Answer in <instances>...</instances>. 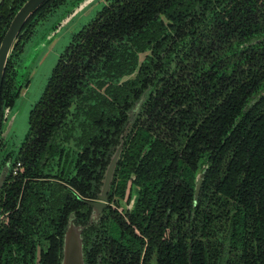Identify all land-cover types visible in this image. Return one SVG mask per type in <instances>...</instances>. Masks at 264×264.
Segmentation results:
<instances>
[{"label": "trees", "instance_id": "1", "mask_svg": "<svg viewBox=\"0 0 264 264\" xmlns=\"http://www.w3.org/2000/svg\"><path fill=\"white\" fill-rule=\"evenodd\" d=\"M24 1L0 0V41ZM75 1L29 18L2 95L33 23ZM142 97L108 194L120 206L131 184L135 201L84 231L85 264H264V0H106L29 112L0 189V264H60Z\"/></svg>", "mask_w": 264, "mask_h": 264}, {"label": "rangeland", "instance_id": "2", "mask_svg": "<svg viewBox=\"0 0 264 264\" xmlns=\"http://www.w3.org/2000/svg\"><path fill=\"white\" fill-rule=\"evenodd\" d=\"M105 0H95L82 13L78 14L70 23L62 28L52 43L43 41L46 30L65 12L68 7L65 4L48 12L45 17L33 26L30 33L23 39L22 51L14 58V62L21 57L23 66L20 69V76L17 83L21 85L26 74L31 71L29 84L21 89L20 95L16 98L15 103L10 111V117L16 118L11 129L6 133V148L17 151L29 127L28 116L33 105L40 98L46 82L54 68L59 54L63 51L73 33L77 32L84 24L88 23L102 7ZM16 81H14V84ZM25 89L26 94H21ZM5 113V112H4ZM6 127V126H5ZM2 129V127H1ZM134 194L127 201H121L118 211L131 205ZM109 203V202H108ZM113 205V203H111Z\"/></svg>", "mask_w": 264, "mask_h": 264}, {"label": "water", "instance_id": "3", "mask_svg": "<svg viewBox=\"0 0 264 264\" xmlns=\"http://www.w3.org/2000/svg\"><path fill=\"white\" fill-rule=\"evenodd\" d=\"M46 1L48 0H25L22 3V5L17 9V11L13 15L12 19L10 20L8 26L4 31V34L0 41V97H1V88H2L6 65L10 57V54L14 48V45L18 40V36L22 34L24 25L27 22V20ZM94 1L95 0H77L72 5H69L66 8L67 9L66 12L61 17H59V19L49 29L43 41H47L49 44L52 43L55 40L57 34L62 30V28L67 26L72 19H74L78 14L82 13L83 10L87 8ZM135 73L136 72L133 73L132 77L135 76ZM21 94H26L25 89ZM9 113L10 112L8 111V109H6L5 116L6 118L8 117V121L6 123L5 131H4L5 135L11 129L15 118L14 116L9 117L8 116ZM121 147H122V140H120L119 144L115 148V151L110 156L109 162L103 174L102 185L100 188V192L97 195V200L92 202L86 201V204L92 206L89 224H91L93 221L99 220L103 209L106 207L107 192L109 190L111 180L113 178L115 167L117 165V161L121 152ZM203 177H204L203 172L198 173L196 176L197 183L195 185L194 201H196L198 198ZM2 180H4V175L0 177V186ZM134 201H135V195H134V199H132L131 201V205L128 206V208L132 207ZM86 226L87 225L83 226L80 224H76L74 221L73 214L70 215L67 228L63 235L60 264H85L83 229Z\"/></svg>", "mask_w": 264, "mask_h": 264}, {"label": "flooded vegetation", "instance_id": "4", "mask_svg": "<svg viewBox=\"0 0 264 264\" xmlns=\"http://www.w3.org/2000/svg\"><path fill=\"white\" fill-rule=\"evenodd\" d=\"M105 2H106V0H105ZM67 6V5H66ZM66 10L67 9H65V12H66ZM64 12V13H65ZM63 13V14H64ZM62 14V15H63ZM43 16H39V18H38V20H36L34 23H33V25L31 26V28L33 27V26H36V24L40 21L39 19H41ZM45 17V16H44ZM59 19V18H58ZM58 19H55L54 20V23L58 20ZM29 20V19H28ZM27 20V21H28ZM27 23V22H26ZM25 23V24H26ZM54 23H52L50 26H49V28L46 30V34H47V32L49 31V29L53 26V24ZM31 28H30V30H31ZM52 31H54V30H52ZM74 34V33H73ZM72 34V35H73ZM21 59V57H18V59L14 62V64H13V67H15V72H14V77L16 78L15 79V81L16 80H18V77L20 76L19 74H20V69L22 68V66H23V63H22V61L23 60H20ZM53 70V69H52ZM30 74H31V71H29L27 74H26V76H25V78L23 79V80H21L22 82H21V85L20 86H18V85H15L14 84V82H12V85H11V88H9V91L8 90H6V92H7V95H6V93H3V95L1 94V99H0V177L2 176V175H4V180H2V183H1V186H0V189H1V187L3 186V184H4V182H5V180H6V178H7V176H8V174H9V171H10V168L12 167V164H13V162H14V160H15V156H16V153H17V151H13V150H8L7 151V148H6V139H5V137H6V135L4 134V131H5V126H6V123H7V121H8V117L6 118V114L4 113L5 112V110L6 109H8V111L10 112L11 111V108L13 107V105H14V103H15V100H16V98L20 95V93H19V95H17V97L15 98V97H13V95L15 94V92L16 91H18L19 90V88H20V90H19V92H21V89H23L24 88V86L26 87L28 84H29V80H30ZM132 75H133V73L129 76V77H127L128 79L129 78H134V77H132ZM4 79V78H3ZM18 86V87H17ZM2 89V88H1ZM14 99V100H13ZM12 101H13V103H12ZM142 101H143V97L141 98V99H139L136 103H135V106L132 108V110H131V112L129 113V120H128V122L126 123V125L124 126V129H123V131H122V133L120 134V136H119V142H120V140H122V147H121V152H122V148H123V143H124V139H125V137H126V135L128 134V132H129V130H130V128H131V125H132V123H133V120L135 119V116H136V113L139 111V109H140V106H141V103H142ZM8 116L10 117V113L8 114ZM131 116H132V118H131ZM16 118V117H15ZM14 121H15V119H14ZM13 121V122H14ZM13 126V125H12ZM1 127H2V129H1ZM128 127V128H127ZM125 130H126V132H125ZM124 132H125V134H124ZM21 144V143H20ZM119 144V143H118ZM117 144V145H118ZM116 145V146H117ZM20 146V145H19ZM116 146H115V148H116ZM115 148H114V150H113V152L115 151ZM113 152H112V154H113ZM121 152H120V155H121ZM111 154V155H112ZM110 155V156H111ZM120 155H119V158H120ZM118 158V159H119ZM109 159H110V157H109ZM109 162V161H108ZM118 162V161H117ZM108 164V163H107ZM107 166V165H106ZM13 169V168H12ZM105 171V170H104ZM113 176H114V174H113ZM103 179V178H102ZM112 180H113V178H112ZM112 180H111V182H112ZM101 185H102V183H101ZM101 185H100V187H99V190H98V192H97V194H96V197L95 198H92V199H88V200H86V201H90V202H92V201H96L97 200V195H98V193L100 192V188H101ZM110 187H111V184H110ZM110 187H109V190H110ZM109 190H108V192H107V201H106V207L103 209V211H102V213H101V216H100V219L99 220H97V221H93L91 224H89V219H90V214H91V210H92V206H90V205H88V204H86L88 207H89V217H88V219H87V222L84 224V225H87L84 229H83V233H84V231L86 230V229H88L90 226H92L93 224H96V223H98L100 220H101V218H102V216H103V214L105 213V211L108 209V205L110 204L112 207H116L115 206V204H111V203H108L109 202V196H108V194H109ZM132 186H131V184H129V185H127V188H126V193H125V199H123V201L125 200V201H127L128 200V198H130V196L132 195V193H133V191L134 190H132ZM86 201H85V203H86ZM116 208H118V206L116 207ZM126 209H131V208H128V207H126ZM89 224V225H88ZM81 225V224H80ZM83 225V226H84Z\"/></svg>", "mask_w": 264, "mask_h": 264}, {"label": "built area", "instance_id": "5", "mask_svg": "<svg viewBox=\"0 0 264 264\" xmlns=\"http://www.w3.org/2000/svg\"><path fill=\"white\" fill-rule=\"evenodd\" d=\"M19 167H20V163L18 162V163H16V165L13 167V169H12V173H13V174H16L17 171H18V169H19Z\"/></svg>", "mask_w": 264, "mask_h": 264}]
</instances>
